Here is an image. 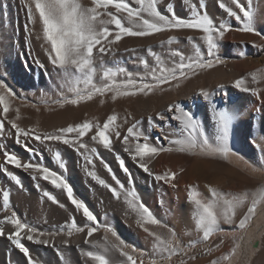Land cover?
<instances>
[{
  "label": "bare ground",
  "instance_id": "bare-ground-1",
  "mask_svg": "<svg viewBox=\"0 0 264 264\" xmlns=\"http://www.w3.org/2000/svg\"><path fill=\"white\" fill-rule=\"evenodd\" d=\"M179 1L180 3H172L175 12L179 16H190V6L193 3L201 12L205 10L200 8V0H189V4H184L182 0ZM84 2L89 3L90 1L85 0ZM227 2L234 10H237L229 0ZM258 2L254 3V6L253 3L251 4L254 13L253 27L255 31L245 32L240 30L241 25L234 18H227L226 13H223L218 7V0H204L206 10L213 18L214 23L219 24L223 19L231 25L220 40L217 50L219 57L231 58V61L216 64L213 68L197 70L196 75L189 74L187 79L171 81L148 94L117 95L116 91H106L103 94L93 95L91 99H86V102L79 100L77 104H72L70 102L62 103L61 101L62 104L58 107L61 108L62 106L63 108L54 115H50L44 112L43 109L41 110L29 104L31 100H33V103L35 102V99L31 97L34 95L32 92L38 93L43 88L48 89L52 84L59 85L61 82H66L68 76L52 66L38 68L33 62L31 65L26 64L23 58H30V35L26 34L25 25L27 24L29 29L36 26L28 22L25 7L27 0H0V63L2 58L6 61L5 64L0 65V76H4L7 84L17 94V98L10 101V111L7 114L8 120L17 119L16 109H19L17 123L21 127L26 129L35 128L40 133H51L59 128L71 126V122L76 123L72 120L76 112H82L89 106L91 110H97V104L102 105L103 102L107 106H113L115 110L121 111L116 123L120 125L118 130L122 133V136L126 134L127 128L133 122L139 121L138 126L150 137L148 141L150 144L155 143L154 137L160 136L163 140V146L172 148V151H162L151 158L149 168L153 173L163 174L166 171L176 173V179L172 182L176 184L175 188L162 182H154L151 176L143 173L131 162L129 154L124 151L126 145L122 143V137L117 140L113 132L112 139L115 151H108L97 141L90 140V135L95 133V129L82 138L86 149H81L80 152L63 145L61 142L45 141L41 144L34 140L26 141L25 143L35 150V154H32L23 146L14 143V130L11 129L10 124L5 122V136L0 137V143L6 145L5 149H0V221L15 211L22 222L44 233L41 238L49 240L47 246L27 241L26 238L22 241L29 247L34 264H95V261L87 257L86 253L88 251L103 254L106 258L123 260L125 257H122L118 251L110 246L107 248L103 246V226L105 224L111 226L118 235L122 234L127 242L134 243L140 248L150 251L152 255H156L157 249L152 238L137 224L136 213L125 202L124 193L121 194L120 199L113 198L108 189L100 186L87 175L85 168L93 170V165H86L80 153L90 154L93 148L98 153V155L92 156L94 170L100 178L116 187L112 174L106 169V164L110 165L112 172L124 182L125 189L132 190L134 188L140 199L150 210L157 211L160 209L165 212L167 215L166 223L173 226L183 238L193 239L195 237L198 240L201 239L198 236L200 232L193 223L194 217L190 216L195 211L193 200L191 201L188 195L190 190L194 192L196 199H199L202 204L212 205V210L216 212L221 207L216 205L210 189L237 196V192H240L239 189L243 188L244 181L248 178L231 164L221 166L208 157L210 154H202L199 152V148L196 150L190 149L188 145L191 138L179 121H161L158 119V113L171 115L167 112L169 104L180 103L185 110L189 111L199 121L200 131L195 136L197 143H201L202 139L206 137L212 148L219 146L220 142L217 140L218 130L213 119L214 113L209 103L199 95L201 89L212 92L213 101L218 108L227 109L238 114L233 118L231 124L229 146L232 151H237L247 160L264 169V102H262L264 101V91L261 92L256 89L259 92L258 99L251 92H244L234 87L235 80L243 77L245 86L255 89V82L251 79L249 70L260 68V64L262 66L264 64V46H262L264 41L261 40L264 35V0ZM244 5L247 7L248 1ZM133 6L138 7L134 4ZM162 13L167 14L166 7L162 9ZM125 25L130 26L127 21H125ZM186 32L192 34L197 31L182 29L146 37H125L122 41L113 45L114 51L108 54H115L118 57L123 56L127 61L131 56L132 60L125 63V66L128 67L125 69V73L131 72L138 75L145 74L144 66L138 61L142 56L150 58L151 53L154 51L158 53L160 58L162 57V65L169 68L173 67L174 60H179V57L171 55L176 50H179L186 58L195 59L198 57L197 49H199V55L206 59L204 41L199 37L189 36L191 37L189 39L188 36H184ZM171 36H176L177 40L169 44L167 41ZM162 41L164 43H161ZM260 46L263 47V50H260ZM135 52L141 53V58ZM123 57H121L122 60ZM116 72L118 73L116 76L118 82L127 78L125 73H120L119 70ZM94 83L97 86H102L105 81L101 78L95 80ZM70 88L69 91L63 90L57 100H63L64 97H71L77 93H88L91 90L90 85L78 89L72 87L74 90ZM120 91H124V89H120ZM114 96L115 99H113ZM249 113L257 118L254 123H251L252 127H248L243 121V117H246ZM0 115L3 119L2 108H0ZM149 117L152 118L151 121H149ZM9 131L13 132V136L9 137L7 135ZM200 132H203V137H201ZM140 142H144L143 138ZM130 143L134 145L135 141ZM180 146H187L185 149L191 154L188 159H192V162L188 163V159H181V156L178 158L180 160L176 162L177 157L174 153L177 152V148ZM5 150L15 153L21 159L22 164L35 163L43 165L64 177L73 188L75 198L85 202L98 216L101 223L100 230L94 233L92 237H87L85 227V231L80 232V240L72 242L70 236H68L65 239L68 241L67 245L64 244L63 240V243L56 242L58 239L56 236L57 231H60L61 226L65 229L70 227L73 217H75L78 226H84L82 212L75 211L74 206L67 200L66 194L62 190L56 189L50 182L41 179V174L35 173L37 178L34 180L32 178L34 173L31 169L25 171L22 167L15 168V166L7 164L3 156ZM57 151L61 154V161L66 165L65 168H61L60 163L55 159ZM116 153H119L125 159L134 184L120 170L115 158ZM8 172L14 174L21 183L17 185L15 181L11 180L7 175ZM210 183L212 184L209 187H205ZM259 185L264 188V179L259 181ZM4 191L10 193V202L7 208L3 205ZM45 191L54 195L59 204H63L64 207L48 200L44 196ZM238 224L239 222L229 225L232 228H239ZM3 227L6 235L0 237V264H27L23 254L6 238L7 233L13 230L12 225L4 223ZM111 238L109 234L110 241ZM85 239L90 242L85 243ZM92 242L98 243L94 246ZM262 242L263 248L251 264H264V239ZM218 257L216 256V258ZM210 260H190L186 261L185 264H213V262H216L213 258ZM177 264H181V262Z\"/></svg>",
  "mask_w": 264,
  "mask_h": 264
},
{
  "label": "snow or ice",
  "instance_id": "snow-or-ice-1",
  "mask_svg": "<svg viewBox=\"0 0 264 264\" xmlns=\"http://www.w3.org/2000/svg\"><path fill=\"white\" fill-rule=\"evenodd\" d=\"M91 2V7H85L80 0H27L25 5L28 22L33 26L38 25L41 30L44 41L42 47L46 54L48 64L60 70L66 76H71L74 73L82 74L85 84L91 86V90L87 95H79L78 93L76 99H71L66 102L77 104L79 100L91 99L94 94H103L106 91H116L117 95L148 94L154 89L161 88L164 84H168L171 81H179L180 79H187L189 78V74L196 75L197 70L213 68L216 64L222 62L217 55V50L220 45V40L224 37L225 32L230 29L231 25L223 19L219 24L214 23L213 18L206 10L204 0H200V8L205 10L201 12L196 4L193 3L190 6V16L188 17L177 15L173 4L167 2V0H91ZM182 2L189 4V0H182ZM133 4L138 5V7H134ZM251 4L252 0H248L247 7H245L241 0H231V5H234L237 11L230 6L227 0H218V7L223 13H226L227 18H234L240 23V30L245 32L255 31L253 27L254 13ZM165 7L167 14L162 13V9ZM110 9H114L115 11L113 12ZM125 21L130 26H125ZM109 25H112L113 28L110 29ZM25 29L26 34L31 35V30L27 24L25 25ZM182 29H190L204 34L202 39L206 45V59L199 55V49H197L198 57L195 59L191 57L186 58L184 54L176 50L171 55L179 57V60H174L173 67L171 68L163 66L160 57L157 56V64L154 67L150 66L147 61H141L145 69V74L143 75L133 74L131 72L125 73V69L120 68L119 72L125 73L127 78L118 82L116 80L118 73L109 68L103 71L102 80L105 83L102 86H97L93 82V74L97 72V57L101 58L100 66L103 67L102 57L114 51L113 45L121 41L124 37H146L157 33ZM37 39H41V35L38 34ZM176 40V36H171L167 43L171 44ZM161 43L164 42L162 41ZM34 62L37 67L46 68L45 63L39 58H34ZM234 87L244 92H251L252 95L257 96L259 99V92L256 89H250L245 86V79L243 77L235 80ZM120 89H124V91H120ZM199 95L209 103L214 113L213 119L218 130L217 140L220 142L219 146L212 148L206 137L202 139L201 143H197L195 136L200 131L199 121L189 111L185 110L180 103H173L167 106V112L171 115L158 113L157 117L161 121H179L191 138L188 145L190 149L199 148L200 151L211 149L216 154L227 158L232 154V149L229 146L231 124L233 118L238 114L227 109L218 108L213 101L212 92L208 90L201 89ZM16 98L17 94L7 84L4 76H0V108H2V113L4 114V118L0 119V137L5 136V122H7V124H10L11 129L14 130V143L23 146L32 154H35V150L25 143L26 141L34 140L41 144L45 141L61 142L63 145L72 147L77 152H80L81 149H86L82 138L92 133L93 129H95V133L90 135V140L97 141L105 150L115 151L112 139L114 132L117 140H120L122 137V143L126 145L124 151L129 154L131 162L138 169L151 176L154 182H162L165 185H171L173 188L176 187V184L172 183L176 179V173L166 171L163 174H155L149 168V163L153 156L162 151H172V148L164 147L163 140L160 136L154 137L155 143L150 144L148 142L150 137L138 126L140 124L139 121L133 122L123 136L118 130L120 125L116 123L118 119L116 115L108 116L102 126L98 123L93 125L91 122L85 121L75 126L59 128L51 133H40L35 128L26 129L17 123L19 109H16L17 119H7V114L10 111V101ZM113 99H115V96ZM151 120L152 118L149 117V121ZM7 135L9 137L13 136V132L9 131ZM200 135L203 137V132H200ZM141 138H143V143L140 142ZM131 141H135L134 145L130 143ZM5 148L6 145L0 143V149ZM179 150L184 151L185 149L180 148ZM80 154L86 165H93V170H88L87 167L85 168L87 175L93 181L108 189L113 198L120 199L121 194L124 193L125 202L138 217L137 224L142 227L145 233L155 238V248L159 250L163 258L170 259L171 256L177 254L187 255L185 248L191 249L196 241L182 246L180 238L171 228L168 229L171 239L164 238L156 232H149V228L145 227V224L161 225V221L155 218L150 208L140 199L134 188L132 190H126L124 182L112 172L110 165L106 164V169L112 174V179L116 187L106 183L104 179L97 175L92 159L93 155H98L95 148L91 149L90 154ZM3 156L5 157L6 163L15 166V168L22 167L25 171L31 169L34 173L32 176L34 180L37 178L35 173L41 174V179L50 182L52 186L62 190L66 194L67 200L74 206L75 211L82 212L84 226H78L75 217H73L71 226L67 228V234L69 236L73 232H84L85 227L87 237H92L94 233L100 230L101 223L98 216L85 202L75 198L73 188L64 177L43 165L35 163L22 164L21 159L15 153H11L8 150L3 151ZM115 158L120 170L134 184L131 171L127 167L125 159L119 153H116ZM55 159L60 163L61 168L66 167L61 161V154L58 151ZM7 175L17 185L21 183L11 172H8ZM210 192L211 196L215 198L216 205L225 209L223 218L229 223L234 222L233 217L235 216L236 209L242 206L246 200L250 199V206L247 207L244 218L238 224V227L241 229L245 228L246 223L256 214L257 205L264 200V193L259 196L253 193L250 197L246 195L244 198H240L231 193H220L215 189H210ZM44 196L48 200L59 204L56 197L49 192L45 191ZM189 196L190 200H195L196 205L203 209L196 221V228L202 233V240L208 241L210 236L217 230L218 216L212 210L213 206L202 204L199 199H196L193 191L190 190ZM9 202L10 193L9 191H4L3 205L5 208L8 207ZM59 206L64 207L63 204H59ZM4 223L11 224L13 228V230L7 233L6 238L23 254L27 264H34L29 247L22 241L26 238L27 241L47 246L49 245V240L41 238L44 236V233L22 222L17 217V213L13 211L10 216L0 221V237L6 235L3 227ZM61 230H64L63 226H61ZM103 232V246L105 248L110 246L117 250L122 257L126 258V264H137V259L134 258V255L125 250V241L121 239L111 226L105 224L103 226ZM109 234L115 238V242L109 240ZM89 242V240L85 239V243ZM92 243L96 246L98 242ZM64 244L67 245L68 241L65 240ZM208 250L211 251L210 248ZM86 255L91 260L97 262V264H110L109 259L103 254L88 251ZM188 258L195 259V256H189ZM227 258L225 257V259ZM141 264H143L142 261ZM181 264H185V262L181 261ZM213 264H218V262H213Z\"/></svg>",
  "mask_w": 264,
  "mask_h": 264
},
{
  "label": "rangeland",
  "instance_id": "rangeland-1",
  "mask_svg": "<svg viewBox=\"0 0 264 264\" xmlns=\"http://www.w3.org/2000/svg\"><path fill=\"white\" fill-rule=\"evenodd\" d=\"M84 1L85 0H80V2L85 7H91L92 6L91 0H89L90 1L89 3H86ZM229 1L231 2V0H229ZM247 1L248 0H241V2L243 4H245V3L247 4ZM258 1L259 0H257L255 2V0H254V2H253V0H252V3H253L252 5L254 6V3H259ZM168 2L169 3H174V2L180 3L179 0H168ZM110 10L113 12L115 11L114 9H110ZM105 18H107V17H105ZM37 26L38 25H36L33 28H30V30H31V35L29 36L30 58L28 59L25 57L26 59L25 58H23V59L27 65H31L32 62H33V64H35L34 58L36 57V58H39L42 62H44L46 67H48L51 65L48 64V62H47L46 54H45L44 49L42 47V45L44 44V41L42 39V33H41L39 26L38 27ZM109 28L111 29V28H113V26L109 25ZM38 34L41 35V39H37ZM203 35L204 34L202 32H198V31L194 32L192 34H189L188 32H186V34L184 33V36H188V37L191 36V37H195V38L199 37V39H202ZM261 40L264 41V35L262 36ZM262 46H264V44ZM262 46H260V50H263ZM147 48H149V47H147ZM132 50H134V49L132 48ZM137 53L141 58V53L139 54V52H135L136 55H137ZM114 56H115V54H110V55L107 54V55L103 56L102 57L103 67L100 66V59L101 58L97 57V59H96L97 72L95 74H93V77H92L93 82H95V80L97 81V80L101 79L102 75H103V71L107 70L109 68L115 72L117 70H119L120 68L127 69L128 67L125 66V63L132 60L131 56H129L128 61L123 56H121L124 58L123 60L121 59L120 56H119L120 58L117 55L115 57ZM150 56H151L150 58L149 57L144 58L142 56V58L138 61V63L142 64L141 61H147V63L150 66H156V64H157L156 57L158 56V53H156L154 51L153 53H151ZM220 59L222 61L221 63H227V62L232 60L231 58H223V57H220ZM4 60L5 59L2 58L1 63H0L1 66L3 64H5L6 61H4ZM160 61H161V64H163L162 57L160 58ZM221 63H218V64H221ZM260 66H261L260 68L249 70V75H250L251 79L253 80V82H255V89H258L259 91L262 92V91H264V64H263V66L260 64ZM38 68H40V67H38ZM68 85L71 88L74 87L75 89H78L79 87L85 86L87 84H85L84 77L82 74L74 73L73 75L68 76V79L66 82H61L59 85L52 84L48 89L43 88V89L39 90L38 93L32 92V93H34V95L31 96V94H32L31 93L30 96L35 99V102L33 103V100H31L29 104H31L33 107H36V108L38 107L41 110L43 109L44 112L49 113L50 115H54L56 112L60 111L63 108L62 106H61V108L58 107V105H61L63 102H66V101H70V99H76L78 97V93H77L71 97L66 96L63 98V100H61V99L57 100V97L62 94L63 90L69 91ZM79 95H87V93H79ZM94 95H96V94H94ZM85 100L86 99L81 100V101L86 102ZM61 101H62V103H61ZM58 103H60V104H58ZM97 106H98L97 110L96 109L91 110V107L89 106V108L83 110L82 112H76V114H74L72 117L73 118L72 120L75 121L76 123L71 122L70 123L71 126L72 125L75 126L76 124L83 123L85 121H89L93 125H95L97 123L98 124L101 123L100 125H103V123L106 122L108 116L116 115V114H117V117L120 116L121 111L115 110V108H113V106L109 107L106 104H104L103 102H102V105L97 104ZM106 107H108V108H106ZM114 111H117V112H114ZM113 113H115V114H113ZM247 116L243 117V121H244L245 125H247L248 127H252L253 125L251 123H254L257 118H255L252 113H249ZM1 117L2 116L0 115V119H2ZM248 118H250V119H248ZM101 119H102V121L100 122ZM180 148L185 149V148H187V146H184V147L180 146L179 148H177V152L174 153L175 157H177L176 162H178V160H180V159H178V158H180V156H181V159H188L189 156L191 155L190 153L187 152V149H185L184 151H180L179 150ZM199 152H201L202 154H205V153L210 154L208 157L210 159H213L214 161L218 162V164L221 166L231 164V166L236 168L239 172L244 173L248 177L244 181L245 185L243 184L244 185L242 188L243 190L239 189L240 192H237V196L236 195H234V196L244 198L246 195H248L250 197L251 194H253V193H255L257 196L264 193V188H261L259 185V181L264 179V169L259 167L256 164L252 163L251 161L247 160L245 157H243L237 151H232V154H230L227 158H224L223 156H220L211 150H208V151L207 150L206 151H200L199 150ZM187 161H188V163H190V162H192V159H188ZM179 162H181V161H179ZM220 168H222V167H220ZM211 184L212 183L207 184L205 187H207V186L209 187ZM189 199H190V197H189ZM192 202L194 204V210L195 211L190 216L194 217L193 223L196 227V221H197L199 215L202 213L203 209L201 207L199 208V206L196 205L195 200H193ZM250 203H251V201H250V199H248L245 201V203L242 206H240L236 209L235 216L233 217L234 222H232V223L225 221V219L223 218V213L225 211V209L223 207H221V209L217 210L215 212L218 216L217 230L210 236L208 241L202 240V233H198L199 238H201L199 240L195 237L193 239L183 238L181 236V234L179 232H177V230L173 226L166 223L167 222L166 221L167 215L165 214V212L161 211L160 209L157 211L151 210L152 213L154 214L155 218L160 220L161 225H163V226L145 224L144 226L149 228V232H156L158 234H161L162 237H164V238L171 239V236L168 232V229L171 228L175 231L176 235L180 238V240L182 242V246L187 245L193 241H196V243L194 244V246L191 249L185 248L187 255L177 254V255L171 256L170 259H167V258L162 257L159 250H157L156 255H152L150 253V251L145 250V248L143 249L142 247L140 248L139 246H137L134 243L127 242L122 234H119V236L121 237V239H123L125 241V245H126L125 250L129 251L130 254L134 255V258L137 259V264H141V261L143 262V264H177L181 261H184V262L190 261V260L191 261H194V260L198 261L201 259H204L205 261H207V260L211 261L210 259H212V258H213V260L215 259V261L218 262V264H251L253 262L254 258L256 257V255L263 248V246H262L263 242L262 241L264 239V200H262L257 205L256 214L246 223L245 228H243V229L232 228L229 225V224L239 222L241 219L244 218V215L247 212V207L250 206ZM137 219H138V217L136 215V220ZM63 229L64 230H62V231H61V229H60V231L59 230L57 231L56 236L58 237V239H60V240L57 239L56 242H58V243H63V241H65V239H67V237L69 236L67 234V229H65V228H63ZM148 236H150V235L148 234ZM150 237L152 238L153 243L155 245L156 244L155 238L153 236H150ZM80 239H81L80 232H73V234L70 236V240H72V242L78 241ZM113 240H115V238L112 237L111 241H113ZM209 248L211 249V251L208 250ZM225 249L227 251H225ZM233 250H235V251H233ZM193 255L195 256V259H189L188 258L189 256H193ZM216 256L217 257L219 256V257L216 258ZM225 257H228V258L225 259ZM108 259L110 261V264H126V258H124L123 260H115V259H112L109 257ZM94 263L97 264V262H94Z\"/></svg>",
  "mask_w": 264,
  "mask_h": 264
},
{
  "label": "crops",
  "instance_id": "crops-1",
  "mask_svg": "<svg viewBox=\"0 0 264 264\" xmlns=\"http://www.w3.org/2000/svg\"><path fill=\"white\" fill-rule=\"evenodd\" d=\"M225 251H226V249H225Z\"/></svg>",
  "mask_w": 264,
  "mask_h": 264
}]
</instances>
